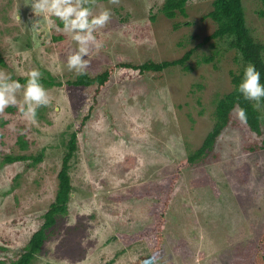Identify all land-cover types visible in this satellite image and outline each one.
I'll return each mask as SVG.
<instances>
[{"label":"rangeland","instance_id":"obj_1","mask_svg":"<svg viewBox=\"0 0 264 264\" xmlns=\"http://www.w3.org/2000/svg\"><path fill=\"white\" fill-rule=\"evenodd\" d=\"M165 1L120 0L113 5L96 0L91 6L94 14L111 12L109 23L96 32L101 46L92 47L86 57L91 76L120 62L172 61L190 51L194 52L188 63L195 71L176 67L166 70L161 80L146 76L112 84L105 104L94 109L78 136L67 214L60 217L55 234L32 264H145L147 242L126 246L120 236L134 235L151 224L150 209L164 193L158 183L200 148L213 128L217 100L235 89L234 76L242 68L235 52L219 53L224 46L213 48L216 40L205 43L217 28L205 19L213 0H188L187 16L176 20L162 13ZM28 2L0 0V55L5 60L0 71L16 81L33 69L45 79L48 74L62 82L65 77L74 79L77 75L67 70L66 57L76 43L57 30L63 25L54 17L41 25L38 34L33 33L30 20L36 18ZM243 5L247 27L264 45V16L260 15L264 0H243ZM176 24L183 26L176 30ZM60 41L67 42L62 52L57 49ZM216 52L221 55L217 60L197 65ZM43 87L50 103L37 109L34 121L24 119L18 107H8L0 115V247L8 249L0 251V259L7 262L23 250L54 202L68 140L91 90ZM22 95L21 90L17 99L22 100ZM262 131H252L232 113L205 164L218 184L219 196L208 187H191L203 166L182 171L155 264H227L237 248L259 240L264 232V122ZM18 155L33 158L6 161ZM39 155L42 160L35 163ZM125 158L134 159L126 171ZM245 166L248 181L243 183L240 169ZM69 227H78V234L68 235ZM181 240L185 249L179 245ZM68 247L74 254H67Z\"/></svg>","mask_w":264,"mask_h":264},{"label":"trees","instance_id":"obj_2","mask_svg":"<svg viewBox=\"0 0 264 264\" xmlns=\"http://www.w3.org/2000/svg\"><path fill=\"white\" fill-rule=\"evenodd\" d=\"M107 1V0H104ZM188 0H166L162 8V13L170 20H176L179 15L187 16L186 5ZM212 11L206 16L212 20L217 28L214 33L205 39V43L213 40L211 45L213 48L223 45V50L219 53L234 51L236 60L242 65L239 76H234L233 83L235 89L229 94L224 95L221 99L217 100L215 108V122L212 130L207 134L203 144L199 149L188 154L187 158L177 164L175 172L158 183V186L163 189V196L159 201L154 203L150 209V215L153 220L148 227L134 235H121L120 239L124 245L131 246L132 244L146 241L148 244L149 255L145 264H155L156 260L160 257L163 243H164V230L166 224V214L170 209L172 196L174 190L179 183L182 171L188 167H195L197 165L203 166L199 172L201 176L191 181L193 189L208 187L212 190L215 196L220 195V189L217 182L207 171L205 164L208 163V156L214 152L215 145L222 135L224 129L229 125L233 109L239 105L246 112V123L252 131L263 134L262 122H264L263 110L264 100L261 101V108L255 110L252 102L243 99L242 95L238 92V86L242 80L244 69L248 64H254L257 70L261 73V83L264 84V45L256 41L252 36L250 29L247 27L245 8L243 0H213ZM264 16V12L260 13ZM152 21V19H150ZM183 24H176L175 29L178 30ZM99 41L101 37L94 34ZM57 41L58 38H55ZM66 41H60L57 45L59 51H64ZM216 45V46H215ZM194 51L188 52L183 58L172 61H153L148 60L142 64L120 62L117 65L107 69L105 72L96 75L76 76L74 79L65 77L64 81H57L50 74L47 75L48 79L41 77L40 83L44 86H62L69 87H86L90 88V93L84 101L81 109L79 120L75 121V131L72 132L67 144V152L63 158L62 168L58 174V188L55 194V199L50 204L48 211L43 216L41 226L32 233L29 241L23 247V250L18 252L12 259H7L9 262L0 259V264H32L39 253L43 250L47 241L56 232L58 221L61 216L67 214L68 205L74 190L72 178L70 176L71 161L75 157L78 150V136L83 133L87 121L90 120L91 114L95 108L101 107L105 104V95L108 89L114 82L129 83L137 82L146 76L161 80L165 76V71L170 68L182 67L187 72L195 71L193 65L188 63L191 61ZM218 52L210 56L203 57L198 61L197 65L201 62L211 63L215 61L217 56H221ZM217 60V59H216ZM0 65H5V60L0 55ZM46 73V72H45ZM26 78H20L21 84H25ZM22 147H27V143L23 142ZM264 147V146H263ZM33 158L27 155H18L15 157H8L7 162L26 161ZM42 160V155L35 158V163ZM134 164L133 158H125L122 163L124 170L131 169ZM240 175L243 183L248 181V168L247 166L240 169ZM136 196L142 197L143 194ZM240 202V201H239ZM81 226V225H80ZM78 227L68 228L67 234H78ZM180 247L185 249L186 242L181 240ZM8 250L7 247H0V251ZM67 254H74L73 248L68 247ZM234 259L227 264H264V232L259 240L255 243H250L245 248H237Z\"/></svg>","mask_w":264,"mask_h":264},{"label":"clouds","instance_id":"obj_3","mask_svg":"<svg viewBox=\"0 0 264 264\" xmlns=\"http://www.w3.org/2000/svg\"><path fill=\"white\" fill-rule=\"evenodd\" d=\"M110 4L119 5L120 0H109ZM96 0H29L26 6H30L36 19H31V30L38 34L41 25L54 17L63 27L57 28L76 43L77 48L66 57V68L77 76L85 75L89 68L86 57L92 47L99 48L96 33L103 29L111 19L108 9L94 14L92 7ZM35 38V37H34ZM42 73L33 69L27 73L25 84L13 80L10 75L0 71V115L4 114L8 107H18L19 112L26 120L34 121L37 109L49 105L50 100L47 90L40 83ZM22 90V100L17 99V93ZM238 92L243 99L252 102L253 108L259 110L261 101L264 100V84L261 83V73L254 64H248L238 86ZM233 112L241 122H246V112L237 105Z\"/></svg>","mask_w":264,"mask_h":264}]
</instances>
